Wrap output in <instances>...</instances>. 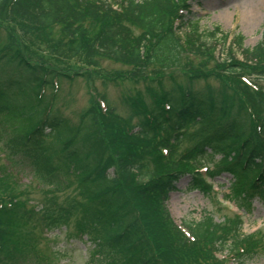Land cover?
<instances>
[{
  "label": "trees",
  "instance_id": "trees-1",
  "mask_svg": "<svg viewBox=\"0 0 264 264\" xmlns=\"http://www.w3.org/2000/svg\"><path fill=\"white\" fill-rule=\"evenodd\" d=\"M179 9L185 14H178ZM194 17L177 0H0V115L19 112L31 122L6 147L13 158L27 160L33 175L43 182L49 183L61 166L74 172L79 200L41 208L43 227L51 231L67 228L70 217L79 214L74 238L90 241L95 255L108 264L213 262L210 250L204 252L206 245L230 250L248 247L241 255L253 254L252 236L242 244L233 239L239 236L237 219L233 238H229L232 243L225 236H214L210 227L225 226L215 224L209 214L199 223L186 225L194 239L189 242L171 222L164 203L184 174L190 175L189 189L210 193V186L190 164H201L204 155L210 160L219 156L208 174L212 178L230 174L234 198L264 186V89L247 96L248 110L240 101L246 96L238 88H231L232 95L186 88L152 92L148 103L140 95L128 100V121H120L108 106L98 117L94 112L82 113L79 126L71 127L40 103L43 87H52L60 74L37 71L30 65L10 27L40 39L39 32L50 33L56 27L70 43L62 45L66 50L57 44L66 58L83 54L89 65L105 58L129 68V77L135 80L150 69L181 67L186 53L200 51L190 49L188 42L189 38L198 41L201 35ZM175 20L180 22L177 27ZM218 31L216 27L209 34L214 37ZM233 41L243 61L222 51L221 60H216L217 71L228 76L246 73L264 81V40L253 49H242V37ZM11 64L15 70H5ZM189 125H198V129L188 131ZM183 140L195 143L180 152L179 162H163L157 151L165 149L172 155ZM4 201L0 196V264L37 261L27 233L13 244L5 238L10 219L5 216ZM199 230L204 234L198 237ZM164 240L173 261L163 256Z\"/></svg>",
  "mask_w": 264,
  "mask_h": 264
},
{
  "label": "rangeland",
  "instance_id": "rangeland-1",
  "mask_svg": "<svg viewBox=\"0 0 264 264\" xmlns=\"http://www.w3.org/2000/svg\"><path fill=\"white\" fill-rule=\"evenodd\" d=\"M184 1L189 0H177V3ZM200 2L201 5L191 0L190 9L199 20L201 35L198 41L190 38L188 41L190 49L198 48L200 51L194 54L186 53L181 67L160 71L150 69L146 71L144 77L135 80L129 77V68L105 58L98 59L96 65H89L83 54L66 58L65 53L57 48V44L70 46V43L62 37L56 27L50 33L39 32L42 39L37 38V34L23 33L13 26L10 27V32L16 36L21 54L37 71H53L60 74L59 80L54 77L53 88L44 89L40 103L51 106L52 110L67 120L71 127L79 126L82 113L90 111L97 117L102 115L104 103L113 108L116 116L127 119L131 114L128 100H136L137 95H141L148 102L152 92L156 94L173 88L232 95L233 83L244 92L251 94V89L242 85L238 76H228L217 71L219 67L216 64V56L222 51H230L241 62L243 56L233 41L237 35L243 37L244 49L257 46L262 40L264 30V0H200ZM216 27L219 31L213 37L209 33ZM179 31L182 33L183 28ZM211 45L212 49L209 50ZM50 48L52 51L49 50ZM206 55L213 57L209 58L210 56ZM15 66L11 64L9 67L6 66L5 70L14 71ZM225 82L226 87L222 89ZM28 119L27 116H21L19 112L13 113V111L0 115V196L5 200L3 203L7 208L5 216L10 219L5 238L10 243H16L18 239H22L23 233H27V238L35 248L39 260L15 262V264H108L105 259L94 254L91 246L73 237L79 214L70 217L67 228L63 227L55 231L56 237L43 227L41 208L51 205L52 202L57 206L65 205L72 200H79L80 195L76 190L74 172L68 167L61 166L56 176L48 183L34 177L27 160L11 156L6 146L9 140L21 136L27 130L31 124ZM192 128L195 129L196 126ZM189 145L190 143L182 144V146ZM213 159L217 160L218 157L215 156ZM213 165L214 163L210 162L205 166L212 168ZM215 180L224 187L214 185L213 192L205 195L188 190L189 178L182 176L176 185L177 190L169 195L165 203L171 222L183 227L187 223H198L206 213H209L213 222L225 226V229L217 230L210 227L214 236H225V240L232 243V239L229 238H233V235L231 236L235 230L233 223H236V219H240L243 234L256 230L259 232L253 240L255 244L251 248L253 254L241 260L240 254L224 248V251L230 253L222 254L217 249L212 255L218 264L220 258L223 259L222 264H237L238 260L241 262L239 264H264L262 204L259 200L253 199L252 205L244 206L245 213L243 212L242 216V209H238L233 202L226 201L222 197V193H227L224 175L216 177ZM207 181L210 182L209 179ZM197 234L199 237L204 231L199 230ZM259 238H262V242H257ZM203 239L199 241L202 242ZM233 239L238 243L237 238ZM151 240L154 243L156 241L154 238ZM164 246L163 256L173 261L171 249L165 240ZM208 250H211L210 245L204 246V252ZM211 251L210 258H212ZM203 264L214 263L211 261Z\"/></svg>",
  "mask_w": 264,
  "mask_h": 264
}]
</instances>
